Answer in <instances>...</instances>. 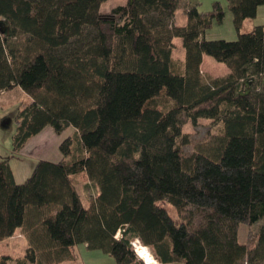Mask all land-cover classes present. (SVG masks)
<instances>
[{
    "label": "trees",
    "instance_id": "trees-1",
    "mask_svg": "<svg viewBox=\"0 0 264 264\" xmlns=\"http://www.w3.org/2000/svg\"><path fill=\"white\" fill-rule=\"evenodd\" d=\"M105 1L0 0V93L16 86L29 97L13 151L46 126L74 129L61 159L38 160L20 183L0 160V240L20 229L27 242L0 264H57L78 244L139 264L135 239L161 264H264V25L240 32L264 0H226L234 40L205 38L224 17L218 1L186 5L184 25L173 22L180 0L102 13ZM203 55L228 73L203 76ZM181 114L221 132L185 155ZM81 174L95 187L86 204ZM259 222L241 243L240 224Z\"/></svg>",
    "mask_w": 264,
    "mask_h": 264
},
{
    "label": "rangeland",
    "instance_id": "rangeland-1",
    "mask_svg": "<svg viewBox=\"0 0 264 264\" xmlns=\"http://www.w3.org/2000/svg\"><path fill=\"white\" fill-rule=\"evenodd\" d=\"M119 1L124 0H109L104 3L100 12L104 13L110 9V7L119 3ZM219 2L220 6L224 11V17L219 23L214 22L212 27L205 31L207 39H226L234 40L237 37V32L233 26L232 15L228 9L226 0H216ZM201 4L198 5L199 10L209 11L212 7L213 1L211 0H198ZM122 3V2H121ZM262 8V7H261ZM257 21H261V16L255 15L253 18L245 19V22L242 24L240 32H248L252 29L254 25H257ZM175 25H184L185 16L181 10H177L174 15ZM262 22H259L261 24ZM173 52L172 57L174 58H183L184 50L182 48V43L180 38L173 39ZM204 71L203 76L208 77L210 75H222L226 70L228 71L225 64L214 60L212 57L204 55L203 63L201 66ZM29 97L19 88L10 90L9 92L0 96V160L7 159L12 167L16 180L22 182L24 181L25 171L27 176L30 175L32 169L36 165L37 161L35 158L27 155L26 153L20 154V152L13 151L12 138L16 131V122L15 118L19 110L24 107V104L28 103ZM181 134L186 135V142L181 143L178 141L180 150L185 154L189 155L194 152L196 146L208 141L212 136L221 132L222 124L218 121H212L210 119L200 118L196 121V124L193 125L185 117L184 114H181ZM50 127V126H48ZM51 128V127H50ZM57 134V133H56ZM58 146H55V153L58 151ZM19 154V155H17ZM60 154V153H59ZM24 173V174H23ZM26 176V177H27ZM17 182V183H20ZM75 185L80 191L83 199H86L89 194L90 196L95 193V187L90 184H84V179L76 177ZM168 208L171 212H174V209L171 205H168ZM262 222H259L254 225L240 224L238 231V239L241 243H246L249 239L251 233H255ZM26 240L21 235L19 230H16L15 233L4 240H0V255H9L12 257H19L23 255L26 248ZM96 250V249H94ZM100 251V250H99ZM137 257V255H136ZM114 260V259H113ZM139 264H143L142 260L137 258ZM88 264V262H85Z\"/></svg>",
    "mask_w": 264,
    "mask_h": 264
},
{
    "label": "crops",
    "instance_id": "crops-1",
    "mask_svg": "<svg viewBox=\"0 0 264 264\" xmlns=\"http://www.w3.org/2000/svg\"><path fill=\"white\" fill-rule=\"evenodd\" d=\"M107 1H109V0H106L105 2H103L101 4V6L104 3H106ZM211 1L214 2L216 0H211ZM127 2H128V0L119 1V3H117L116 5L110 7V9H112L113 7H115L117 5L126 4ZM199 4H201V3L198 2V0H180V5H179V8L178 9L181 10L182 13L184 14V7L186 5L187 6H194V5H199ZM101 6H100V8H101ZM108 11H106V12H108ZM176 11H175V13H176ZM106 12H104V13H106ZM175 13H174V15H175ZM256 15L261 16V21H257L256 22L257 25H264V6H259L258 7ZM173 22H174V18H173ZM244 22H245V20L242 22V24ZM259 22H262V23L259 24ZM212 25H211V27H212ZM241 27H242V25H241ZM205 38H207L206 37V34H205ZM181 43H182V41H181ZM172 44H173V40H172ZM173 46H174V44H173ZM172 52H173V48H172ZM171 55H172V53H171ZM172 58L174 60H177V61H181L182 62L183 59H184V56H183V58H174V57H172ZM202 63H203V57H202V61H201V64H200V71H201V74L203 75L204 71L201 68ZM228 71L226 70L222 75L227 74ZM215 76H221V75H210V77H215ZM15 88H17V87L16 86H13L12 88H10L8 90H4L2 93H0V96H2L3 94H5V93H7L10 90H13ZM73 132H74V129L72 127H69L63 133L56 134L53 131L52 128L46 126L40 132H38L34 136L30 137L29 140L24 144V146L18 152H20V154L26 153L27 155H29V156H31V157H33L35 159L37 158L36 160H46V161H51V162H57V161H59L61 159V154H59L60 152H58V153L56 152L55 153V151H54L55 146H59L60 142L64 138H66L68 135H70L71 133H73ZM17 155H19V154H17ZM11 170H12V173H13V176H14L15 181L16 182H20V181L16 180L15 173H14L12 167H11ZM24 173H25V177L24 178H26L27 172L25 171ZM80 177L84 179V184H86L87 181H86L85 176L83 174H81ZM76 190H77V192H78L81 200L83 201V203L86 204L87 201H88V198H89L90 194H89V196L86 199H83V197H82V195H81V193H80V191L78 190L77 187H76ZM91 193H94V192H91ZM16 230H19L20 233H21V230L20 229H16ZM21 235L23 236L22 233H21ZM13 258H16V257H13ZM113 259L114 258L112 256H110L108 254H105L102 251H99L97 249L94 250V249L87 248L86 244H78V245H76L74 247V258L73 259L67 260V261H62V262L57 263V264H86L85 262H88V264H116L115 260H113Z\"/></svg>",
    "mask_w": 264,
    "mask_h": 264
},
{
    "label": "clouds",
    "instance_id": "clouds-1",
    "mask_svg": "<svg viewBox=\"0 0 264 264\" xmlns=\"http://www.w3.org/2000/svg\"><path fill=\"white\" fill-rule=\"evenodd\" d=\"M139 244V241H137ZM141 251H136V248H133V251L136 252L137 258L143 261V264H159V261L151 254L149 251V246L140 245Z\"/></svg>",
    "mask_w": 264,
    "mask_h": 264
},
{
    "label": "water",
    "instance_id": "water-1",
    "mask_svg": "<svg viewBox=\"0 0 264 264\" xmlns=\"http://www.w3.org/2000/svg\"><path fill=\"white\" fill-rule=\"evenodd\" d=\"M129 1H131V0H129ZM123 231H124V226H121L119 228L117 237H120L123 234ZM159 264H161V263H159ZM166 264H181V263L173 262V263H166Z\"/></svg>",
    "mask_w": 264,
    "mask_h": 264
},
{
    "label": "bare ground",
    "instance_id": "bare-ground-1",
    "mask_svg": "<svg viewBox=\"0 0 264 264\" xmlns=\"http://www.w3.org/2000/svg\"><path fill=\"white\" fill-rule=\"evenodd\" d=\"M118 235V234H117ZM140 243L138 244L137 243V241H134V243H133V246L136 248V251L138 252V251H141L142 249H141V247H140ZM150 251V250H149ZM135 254H136V252H135Z\"/></svg>",
    "mask_w": 264,
    "mask_h": 264
},
{
    "label": "built area",
    "instance_id": "built-area-1",
    "mask_svg": "<svg viewBox=\"0 0 264 264\" xmlns=\"http://www.w3.org/2000/svg\"><path fill=\"white\" fill-rule=\"evenodd\" d=\"M134 241H138V240L135 239ZM134 241L131 242V247H132V248H134V246H133Z\"/></svg>",
    "mask_w": 264,
    "mask_h": 264
}]
</instances>
